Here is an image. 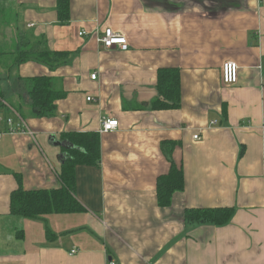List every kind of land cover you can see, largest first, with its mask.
Returning a JSON list of instances; mask_svg holds the SVG:
<instances>
[{"label": "crops", "instance_id": "crops-1", "mask_svg": "<svg viewBox=\"0 0 264 264\" xmlns=\"http://www.w3.org/2000/svg\"><path fill=\"white\" fill-rule=\"evenodd\" d=\"M106 27L127 49L96 42ZM30 45L47 56L16 62ZM161 68L179 72L175 108L151 107ZM35 76L64 92L50 116L31 111ZM0 91V264H264V0H68L62 20L58 0H0ZM101 117L117 128L100 133ZM70 131L99 135V162L75 165L84 210L10 213L18 185L60 186ZM164 141L184 179L168 206ZM219 207L234 209L222 226L185 222L187 208Z\"/></svg>", "mask_w": 264, "mask_h": 264}, {"label": "trees", "instance_id": "trees-1", "mask_svg": "<svg viewBox=\"0 0 264 264\" xmlns=\"http://www.w3.org/2000/svg\"><path fill=\"white\" fill-rule=\"evenodd\" d=\"M59 19L68 17V0H58ZM28 44V43H27ZM34 46L21 48L16 62L48 54L35 51ZM46 61V59H42ZM25 92L30 108L35 117H47L54 113V101L64 96V92L54 87L53 79L47 76L29 77L24 80ZM158 97L151 103L153 109L175 108L180 101L179 72L173 68H161L157 73ZM0 91V98H2ZM69 143L61 164L60 186L52 189L25 190L20 185L10 194V213L25 218H38L48 214L78 213L84 210L75 197V165L97 164L100 160L99 135L95 132L70 131L61 135ZM173 142H162L161 149L170 162L167 173L156 179L157 202L160 206H168L174 192L184 186L183 171L172 161ZM234 209L219 208H187L184 211L185 222L191 224L209 223L222 226L229 222ZM50 237V234H48Z\"/></svg>", "mask_w": 264, "mask_h": 264}, {"label": "built area", "instance_id": "built-area-1", "mask_svg": "<svg viewBox=\"0 0 264 264\" xmlns=\"http://www.w3.org/2000/svg\"><path fill=\"white\" fill-rule=\"evenodd\" d=\"M80 35L85 34L84 31L79 32ZM96 36V42L105 48H110L114 45L119 46L121 49L125 50L127 49V41L126 38L120 34L119 32L106 27L101 33H95ZM238 69L239 66L234 61H226L222 65V80L226 84H234L237 82L238 79ZM91 79L96 78V73H92L90 75ZM91 97H87V100H90ZM19 120L22 122V118L19 117ZM216 122L214 120L210 121V125L215 124ZM99 129L98 131L100 133H106L114 130L118 126V120L115 118L110 117H101L99 121ZM194 139L198 138V135L193 136ZM109 264H115L113 262H110Z\"/></svg>", "mask_w": 264, "mask_h": 264}]
</instances>
